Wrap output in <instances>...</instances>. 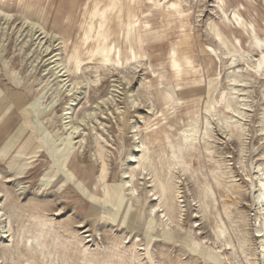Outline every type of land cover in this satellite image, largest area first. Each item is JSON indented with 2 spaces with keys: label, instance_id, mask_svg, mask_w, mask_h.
<instances>
[{
  "label": "rangeland",
  "instance_id": "rangeland-1",
  "mask_svg": "<svg viewBox=\"0 0 264 264\" xmlns=\"http://www.w3.org/2000/svg\"><path fill=\"white\" fill-rule=\"evenodd\" d=\"M0 11V264H264V0Z\"/></svg>",
  "mask_w": 264,
  "mask_h": 264
},
{
  "label": "bare ground",
  "instance_id": "bare-ground-1",
  "mask_svg": "<svg viewBox=\"0 0 264 264\" xmlns=\"http://www.w3.org/2000/svg\"><path fill=\"white\" fill-rule=\"evenodd\" d=\"M2 15V17H7V15L5 13H3L2 11H0V16ZM9 18V17H8ZM187 46V45H186ZM78 65V60L76 61V66ZM236 106V104H234ZM231 105V103L229 102L226 106L227 109L233 110L232 108H234L235 106ZM84 121L86 119V115L83 116L82 118ZM198 123H196L197 125ZM188 128V127H187ZM183 129L182 133H183V141L185 143V141H193V140H197L198 134H199V129L197 128V126L191 124L189 126V129ZM167 137V135H165ZM183 143V145H184ZM187 144V143H185ZM181 145V144H180ZM171 147L175 148V152H173V157H176V155L178 154V152L181 151V147L179 145H174ZM131 159L133 161L136 160V157L132 154ZM159 160L162 161V157H159ZM137 161V160H136ZM127 174L129 172H126ZM130 174V173H129ZM256 182H257V186H258V191H257V195H256V199L257 202L260 206V216H259V226L257 229V233H259L261 239H262V245H261V249L263 250L261 253V257L263 259L264 262V168L263 167H258L257 168V177H256ZM154 209H152L151 211L153 212ZM2 222V213L0 212V223ZM46 232L45 226L44 225H39V227L37 228V234L35 235V238L37 240L44 238V233ZM222 233V231H220ZM68 245V244H67ZM66 247V246H65ZM73 248V247H72ZM116 248H118L119 250V245L116 246ZM124 257V256H123ZM125 258H127L125 256ZM79 259L80 262L82 264H105L104 261H102L101 259H99L98 257H91L87 254V251H81L79 254ZM133 264V263H131Z\"/></svg>",
  "mask_w": 264,
  "mask_h": 264
}]
</instances>
